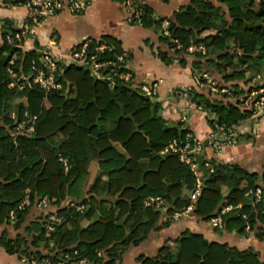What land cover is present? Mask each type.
<instances>
[{
	"label": "trees",
	"instance_id": "1",
	"mask_svg": "<svg viewBox=\"0 0 264 264\" xmlns=\"http://www.w3.org/2000/svg\"><path fill=\"white\" fill-rule=\"evenodd\" d=\"M116 1L129 6L132 22L147 29H161L162 42L180 56L182 64L192 44L205 46V53L193 54L194 68L199 74L207 73L205 66L212 68L221 81L230 83L229 90L222 92L227 85L217 81L220 92L209 95L192 89L188 99L205 113L214 132L224 127L227 132L236 133L235 128L252 117L253 111L242 107L244 97L252 90H263L257 98L264 96V83L250 86L246 91L239 82L247 80L248 72L261 69L264 73V0H218L220 5L210 0H192L170 19L156 16L141 0ZM4 2L20 5L26 0ZM165 22L167 35L162 27ZM2 30L4 36L19 29L5 19ZM210 31L213 33L205 38L199 36ZM103 42L113 47L112 52L103 53L105 57L124 52L120 42L110 36L92 41L90 49ZM22 44H8L4 38L0 47V228H3L0 246L6 253L16 254L29 263L60 264L66 259L86 258L91 264H119L124 252L139 245L153 231L168 226L171 216L189 204L182 195L184 190H194V173L177 155L161 156L160 152L174 139L184 144L190 131L184 129L179 135L176 129L169 128L158 114L159 103L132 88L130 83L117 81L111 88L107 82L90 77L89 70L82 66L66 68L62 80L71 83L68 92L53 91L46 95L40 86L21 79L28 74L33 60L40 63L39 51L24 53ZM15 53H18L14 66L17 77L13 79L8 64ZM158 56L164 63L172 61L166 52H159ZM13 81L16 84L10 87ZM202 81L207 82L204 78ZM20 85H24L22 90ZM20 94L27 98V103L17 107V118L20 120L28 111L37 115L38 121L33 135L16 137L18 119L9 115L13 98ZM117 103L133 119L120 118ZM59 135L62 138L55 141ZM237 139L236 133V144ZM114 143H120L122 149ZM60 155L68 160L67 172L59 161ZM91 160H99L107 181L97 178L87 192L89 198L66 202L68 195L78 196L74 189L78 180L87 175ZM208 163V180L193 214L210 220L224 205H232L233 209L224 216V228L246 232L249 224L247 233L254 232L264 241V171L250 172L238 164L215 160ZM223 188H227L226 195ZM257 188H261V199L254 203ZM27 194L30 205L20 210L19 205ZM41 197H48L50 205L57 206L53 214L62 219L60 223L49 220L52 212L28 222L30 210ZM151 197L166 201L168 217L163 225H160L162 211L145 206V200ZM72 203L84 209L77 210ZM238 205L241 207L237 208ZM84 220L89 221L87 226H83ZM11 231L15 232L14 236ZM49 240H55L56 250L43 253L42 247ZM138 261L140 264H264L254 248L239 250L209 242L191 232L176 240L174 250L165 246L156 257H140Z\"/></svg>",
	"mask_w": 264,
	"mask_h": 264
},
{
	"label": "crops",
	"instance_id": "2",
	"mask_svg": "<svg viewBox=\"0 0 264 264\" xmlns=\"http://www.w3.org/2000/svg\"><path fill=\"white\" fill-rule=\"evenodd\" d=\"M141 1L148 4L154 10L156 16L170 19L176 11L187 7L192 0ZM210 1L215 5H220L218 0ZM131 16L132 11L124 3L116 0H94L81 14L63 11L48 19H40L35 22L29 18L26 6L5 3L4 0H0V21L5 19L10 20L19 28L21 25L27 24L26 22L29 20L27 24L29 27L27 38L22 44V51L24 53H30L35 50L39 51L54 43V47L63 55H68L73 49L80 47L86 42H98L104 36L116 39L120 42L121 48L124 51L122 55L126 57L128 71L131 75L130 80L127 82L130 83L132 88L139 89L140 91L141 86L144 84L157 85L158 94L156 102L159 103L162 110L160 113L158 111V114L167 121L168 127L171 121L176 122L177 127L175 129L179 135L182 130L189 129L193 139L204 143L205 148L200 154L204 161V167L206 163L215 160L222 163H235L250 172L261 174L264 171V113L256 110L250 119L241 122L235 128L238 135L237 144L233 147H224L221 153H217L208 145V137L214 131L208 124L205 113L193 101L179 96L171 97L170 95L171 91L183 89H193L209 95L220 92V89L217 90L218 86L216 87V83L209 85L207 84L208 79H206L207 82L202 81L201 74L193 66V54L205 53V46L203 44H192L186 50L188 55L185 56V64H182L180 56L178 57L174 50L170 51L167 45L162 42L163 32L161 29L143 28L137 23L132 22ZM167 25L168 23L165 22L162 26L165 30V35L168 34L166 31ZM209 34L210 32H204L199 36L205 38ZM7 35L3 36L2 26H0V47ZM191 48L193 49L191 50ZM178 49H181L180 45ZM159 52L168 53L172 61L169 64L164 63L158 56ZM33 62L35 61L33 60ZM205 69L207 74L211 76L210 79L215 80L219 78L220 83L222 82V84L227 85L221 91L229 90L228 85L230 83L221 81V77L212 68L205 66ZM30 70L31 68H29L28 74H24L23 76L29 77ZM89 75L95 79L90 72ZM249 84L247 80L243 84L239 83L241 88L246 91L251 86ZM63 86V90L67 92L72 87L71 83L66 79L63 81ZM23 88L24 86H19L20 90ZM251 92H255L258 96L263 90H252ZM46 95L48 94L46 93ZM20 96L25 101L21 105H26L27 98L23 94H20ZM117 104L119 105V103ZM13 114L17 116L16 111H11L9 116L12 118ZM114 146L122 149L120 143H114ZM162 151L160 152L161 156L168 154H162ZM144 177L145 173L142 175V181ZM97 178L105 182L108 177L105 172H101L99 160H91L88 165L87 175L78 180L76 190L74 189L75 193H78V196L70 194L66 202H81L84 198H89L90 196L87 195V192ZM192 191L184 190L183 198L190 201ZM223 193L224 195L227 194V188H223ZM158 198L164 201L163 208L158 209L162 211L160 225H163L168 217V208H166V201L161 197ZM110 200H113L114 203L117 202L115 198H111ZM228 206L233 209L232 205H224L222 210ZM240 207L241 205L237 206V208ZM56 210V205H50L48 209H42L37 205L30 210L28 222L38 219L47 212H52L53 214ZM173 216L174 214L171 216V223L168 226L153 231L139 245L132 246L124 252L119 264H140L138 261L140 257H156L165 246L174 250L176 240L185 232L199 234L209 242L227 244L239 250L254 248L259 252L260 260L264 263V241L258 239L254 232L246 233L239 231V229L228 228L218 230L211 225L209 220H204L193 214V212L178 219H175ZM88 223L89 221L84 220L82 224L83 226H87ZM2 230L3 228H0V233ZM11 235L14 236L15 232L11 231ZM42 250L43 253L54 252L56 250L55 240L46 242ZM0 264H32V262L29 263L16 254H8L0 246Z\"/></svg>",
	"mask_w": 264,
	"mask_h": 264
},
{
	"label": "built area",
	"instance_id": "3",
	"mask_svg": "<svg viewBox=\"0 0 264 264\" xmlns=\"http://www.w3.org/2000/svg\"><path fill=\"white\" fill-rule=\"evenodd\" d=\"M17 1V0H14ZM94 0H26L22 5L26 6L29 12V18L33 21L48 19L52 16L57 15L63 11H69L73 14L83 13ZM0 26L2 22L0 21ZM19 30L14 34H8L6 41L8 44H14L15 42L23 43L27 38V32L29 30L28 25H21ZM54 44V43H53ZM49 45L39 50L40 63H32L30 76H22V81L27 83L31 82L35 85L40 86L47 94L53 91L63 90L62 78L66 71V68L71 65H77L85 67L89 70L90 74L99 81L107 82L111 88H114L117 81L127 82L130 80L131 75L128 71L126 57L122 54L113 53L110 57L103 56L105 52H112L113 47L107 43H100L95 46L92 50L90 49V43L86 42L80 47L73 49L68 55H63L55 45ZM20 46V45H19ZM193 48H191L192 50ZM18 53H15L8 64V72L13 79L17 77V72L14 69L15 62ZM207 77V76H205ZM13 81L10 86H15ZM21 87L24 85H20ZM192 89L174 90L171 91V97L179 96L183 99H188V93ZM143 94L157 99V85L156 84H144L141 86ZM215 91V90H214ZM222 92L228 93V90ZM243 108H252L254 113L256 110L264 109V96L257 98L255 92H251L244 100ZM13 119H18L15 114L12 115ZM38 121L37 115H30L28 112L23 114V117L16 121L15 136H26L33 135L36 131V125ZM192 135L187 133L186 142L182 145L179 144L177 139H174L165 147L162 154H175L178 156L180 162L188 165L195 175L196 183L195 188L191 193L190 201L187 207L182 211H176L174 218L178 219L181 216L191 214L196 207L197 201L201 195L204 182L201 170L199 169L198 162L195 160L197 154H201L204 150V143L198 140L191 142ZM208 145L211 146L217 153H221L224 147H233L236 145V133L227 132L224 127H218L217 132H212L208 137ZM59 161L62 163L64 170H69L68 160L59 156ZM209 163L205 167H208ZM261 189L257 188L255 192V201L258 202L261 199ZM146 207H153L156 209H162L164 201L160 198H148L145 200ZM30 205V197L27 194L24 200L20 203L19 209L23 210L26 206ZM72 206L76 207L77 210H83L84 206L72 203ZM38 206L42 209H48L50 207V200L48 197H41L38 201ZM232 210V207L224 208L220 213L212 216L209 220L211 225L216 229H223L225 226L224 216ZM246 218V215L242 216ZM11 218L14 219L15 215L12 212ZM49 220L53 223H60L61 218L55 214L49 216ZM53 230L52 227L49 228ZM32 264H40L37 261H32ZM44 264H51L45 262ZM60 264H91L86 258L79 259H66Z\"/></svg>",
	"mask_w": 264,
	"mask_h": 264
},
{
	"label": "rangeland",
	"instance_id": "4",
	"mask_svg": "<svg viewBox=\"0 0 264 264\" xmlns=\"http://www.w3.org/2000/svg\"><path fill=\"white\" fill-rule=\"evenodd\" d=\"M210 33H213V32L210 31ZM201 76H202L201 77L202 79L203 78L204 79H208L207 84L214 85L216 83V87H217V83H218L217 81H219L218 80L219 78H217L215 80L210 79L211 76H209L206 72L202 73ZM205 76H207V77H205ZM246 77H248L247 78V82L250 83L249 85H251V86L260 85V84H263L264 83V80H263L264 79V73L261 71V69H258L257 71H254V72H248V73H246ZM239 83L243 84V82H239ZM218 89H219V87H217V90ZM259 97H261V96H259ZM23 99L24 98L22 96H20V95L17 96V97H15V98H13V100L11 102L12 111H15L19 105L24 104L25 101ZM153 100L156 101V99H153ZM247 109H250V110L254 111L252 108H247ZM161 111H162L161 108H159V113ZM259 112L264 113V109H260ZM61 138H62V136L60 135V136H58V137L55 138V141H59ZM259 189H261V188H259ZM254 202L257 203L255 200H254ZM245 231H246V233L248 231H250V225L249 224H247V226L245 228ZM250 233H253V232H250Z\"/></svg>",
	"mask_w": 264,
	"mask_h": 264
},
{
	"label": "water",
	"instance_id": "5",
	"mask_svg": "<svg viewBox=\"0 0 264 264\" xmlns=\"http://www.w3.org/2000/svg\"><path fill=\"white\" fill-rule=\"evenodd\" d=\"M94 88H95V85H94ZM114 99H115V97H114ZM94 103H96V99H94V101H93ZM119 107H120V109H121V115H120V118H131V119H133V117L132 116H125V114H124V110H123V107L119 104ZM169 127L170 128H172V129H175L176 127H177V123L176 122H170L169 123ZM179 132H181V131H179ZM195 159H196V161L198 162V165H199V169L202 171V173H203V182H204V184L207 182V173H208V171H207V168L206 167H204V161L202 160V157H201V155L200 154H197L196 156H195Z\"/></svg>",
	"mask_w": 264,
	"mask_h": 264
}]
</instances>
